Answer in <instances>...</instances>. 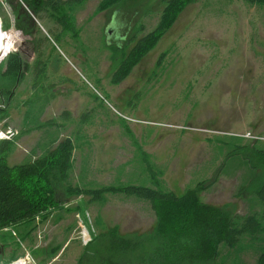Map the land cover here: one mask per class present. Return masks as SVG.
Instances as JSON below:
<instances>
[{
    "label": "rangeland",
    "instance_id": "374dc122",
    "mask_svg": "<svg viewBox=\"0 0 264 264\" xmlns=\"http://www.w3.org/2000/svg\"><path fill=\"white\" fill-rule=\"evenodd\" d=\"M101 2H69L52 12L55 19L50 11L36 17L31 10L29 36L14 27L12 9L0 0V66L9 53L29 65L14 96L0 93L6 110L0 139L15 141L9 165L31 162L67 138L75 146L69 178L57 186L60 208L45 222L16 228L18 238L8 232L13 244L0 236L2 263L29 255L34 264H87L94 256H86L81 224L93 241L116 232L117 241L141 236L149 245L156 218L148 201L106 193L93 202L69 195L70 185L142 186L182 196L217 177L201 194L205 203L241 217L264 215L257 193L264 184V7L196 0L115 85L122 57L156 29L164 6L162 0H122L100 12ZM28 9L21 4L19 11ZM263 251L260 230L236 248L222 245L218 262L258 264Z\"/></svg>",
    "mask_w": 264,
    "mask_h": 264
},
{
    "label": "trees",
    "instance_id": "16d2710c",
    "mask_svg": "<svg viewBox=\"0 0 264 264\" xmlns=\"http://www.w3.org/2000/svg\"><path fill=\"white\" fill-rule=\"evenodd\" d=\"M3 1L15 15L14 27L26 35L32 32L29 20L34 14L37 17L45 11H50L49 16L55 19L52 14L54 10L60 11L65 4L76 2V0ZM244 1L264 7V0ZM121 2L122 0H102L98 11L113 8ZM195 2L196 0H162L164 10L158 26L137 40L132 50L124 54L113 75L112 83L118 85L126 80L133 69L174 26L185 8ZM21 4L29 8L28 14L20 13ZM57 22L64 23L60 19H57ZM4 27L3 25V29H6ZM3 38L4 34L0 31V43L3 42ZM7 57L5 68L0 66V77L3 81L0 82V93L11 97L15 95L14 88L26 75L29 65L24 63L19 53H9ZM0 112L5 113L6 110L0 109ZM14 145L15 141L12 138L0 139V236L2 240H8L12 244L13 240L9 239L8 232L14 235L16 228L34 225L37 221L45 222L53 211L60 208L61 200L57 197V186L68 180L75 150L73 141L67 138L45 155L31 162L11 166L8 158L14 151ZM241 148L252 147L245 145ZM260 158H264V155ZM216 182L217 177L210 183L208 180L200 181L192 189L186 190L182 196L172 191L142 186H106L96 190H84L70 185L66 189L69 195H87L93 202L100 201L106 193L124 194L146 200L156 218L154 230L147 237L149 245L148 242L142 241L141 236H135V241L130 238L117 241L116 232H113L114 236L110 235L108 240L106 235L101 234L100 236H103L101 242L100 236L95 237L93 243L86 246V256L90 250L98 251L99 248L102 253L95 255L87 264H221L218 262L221 246L236 248L245 236L264 231V227L261 226L264 215L254 213L241 217L231 214L224 207L205 203L201 198L202 192L214 186ZM242 190L243 188L240 192ZM257 193L259 197H264L263 183ZM35 229L36 226H33L23 236L24 239ZM19 241L21 242V239ZM106 241L109 243L106 244ZM145 250L147 253L143 252ZM258 264H264V251L259 255Z\"/></svg>",
    "mask_w": 264,
    "mask_h": 264
},
{
    "label": "built area",
    "instance_id": "2783aa9c",
    "mask_svg": "<svg viewBox=\"0 0 264 264\" xmlns=\"http://www.w3.org/2000/svg\"><path fill=\"white\" fill-rule=\"evenodd\" d=\"M7 55H5L2 59H4ZM6 231H8V230H6ZM79 231L80 232H78V233L80 234L82 244L84 246L89 245L92 242V240H93V237L91 235V232L88 230V228H86V226H84L82 224L79 227ZM14 235L17 237L16 233H14ZM0 264H5V263L0 262ZM7 264H34V262L30 258V256L27 255L24 258H17L15 260H13V262L11 261V263H7Z\"/></svg>",
    "mask_w": 264,
    "mask_h": 264
},
{
    "label": "crops",
    "instance_id": "0c3cea01",
    "mask_svg": "<svg viewBox=\"0 0 264 264\" xmlns=\"http://www.w3.org/2000/svg\"><path fill=\"white\" fill-rule=\"evenodd\" d=\"M117 226H115V228H116ZM93 237V236H92ZM93 241V240H92ZM93 243V242H92ZM91 243V244H92ZM101 249L99 248V250L98 251H89V253H88V256L89 257H91V256H95V255H101ZM95 261H93V263H94ZM47 264H51V262H48Z\"/></svg>",
    "mask_w": 264,
    "mask_h": 264
},
{
    "label": "water",
    "instance_id": "95a60500",
    "mask_svg": "<svg viewBox=\"0 0 264 264\" xmlns=\"http://www.w3.org/2000/svg\"><path fill=\"white\" fill-rule=\"evenodd\" d=\"M5 55H2V58L4 57Z\"/></svg>",
    "mask_w": 264,
    "mask_h": 264
},
{
    "label": "flooded vegetation",
    "instance_id": "af4514ba",
    "mask_svg": "<svg viewBox=\"0 0 264 264\" xmlns=\"http://www.w3.org/2000/svg\"><path fill=\"white\" fill-rule=\"evenodd\" d=\"M131 43V42H130ZM123 58V57H122Z\"/></svg>",
    "mask_w": 264,
    "mask_h": 264
}]
</instances>
